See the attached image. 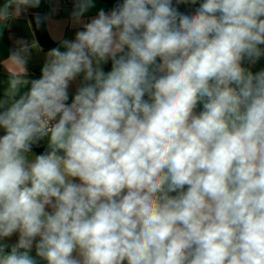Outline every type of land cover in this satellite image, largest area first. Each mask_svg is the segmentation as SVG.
Returning a JSON list of instances; mask_svg holds the SVG:
<instances>
[{
    "label": "clouds",
    "instance_id": "obj_1",
    "mask_svg": "<svg viewBox=\"0 0 264 264\" xmlns=\"http://www.w3.org/2000/svg\"><path fill=\"white\" fill-rule=\"evenodd\" d=\"M94 7L0 97V264H264V0Z\"/></svg>",
    "mask_w": 264,
    "mask_h": 264
},
{
    "label": "crops",
    "instance_id": "obj_2",
    "mask_svg": "<svg viewBox=\"0 0 264 264\" xmlns=\"http://www.w3.org/2000/svg\"><path fill=\"white\" fill-rule=\"evenodd\" d=\"M3 3L4 0H0V6ZM74 3L75 0H40L38 7H29L26 11H17V6L13 5L9 15L0 18V97L10 89L13 80L20 82L21 92L26 91L23 81L39 77L49 50L59 46L63 39L75 38L80 24L71 15ZM94 3L95 7L85 13L84 20L93 18L101 8H111L103 0H94ZM21 41L27 45L26 49L21 48ZM16 52L24 57L26 64L13 57ZM261 66L264 59L257 65ZM41 147L45 148L46 142H42Z\"/></svg>",
    "mask_w": 264,
    "mask_h": 264
},
{
    "label": "trees",
    "instance_id": "obj_3",
    "mask_svg": "<svg viewBox=\"0 0 264 264\" xmlns=\"http://www.w3.org/2000/svg\"><path fill=\"white\" fill-rule=\"evenodd\" d=\"M103 1H105L106 3H108L111 7H112L113 4L115 3V0H103ZM182 10H183V9H182ZM43 150H44V148H42L41 146H40V148L36 149L37 152H41V151H43Z\"/></svg>",
    "mask_w": 264,
    "mask_h": 264
}]
</instances>
